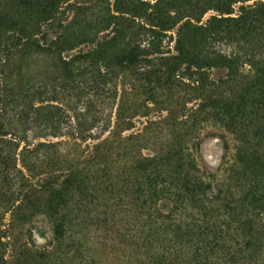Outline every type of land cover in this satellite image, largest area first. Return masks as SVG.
<instances>
[{"label":"trees","instance_id":"16d2710c","mask_svg":"<svg viewBox=\"0 0 264 264\" xmlns=\"http://www.w3.org/2000/svg\"><path fill=\"white\" fill-rule=\"evenodd\" d=\"M76 1L0 0V264H264V0Z\"/></svg>","mask_w":264,"mask_h":264},{"label":"rangeland","instance_id":"374dc122","mask_svg":"<svg viewBox=\"0 0 264 264\" xmlns=\"http://www.w3.org/2000/svg\"><path fill=\"white\" fill-rule=\"evenodd\" d=\"M150 3H155L156 0H143ZM75 3H96V0H77ZM235 6V14H238V7ZM216 13L211 11L203 19L206 22L212 15ZM69 17H72L70 14ZM169 39L166 38V42ZM173 47V43L171 44ZM223 50L229 53L230 47H224ZM222 76V72L213 71L212 77L218 78ZM140 128L141 126L138 125ZM31 134H29L30 139ZM200 149L196 153L197 165L201 173L213 184H217L225 177L224 172L226 165L232 160L237 142L231 134L226 130L220 128L209 127L206 128L200 135ZM160 207L164 212H168L173 207V202L170 198L164 199L160 202ZM33 235L37 245L42 246L48 243L52 237L50 226L43 221L39 220L34 228Z\"/></svg>","mask_w":264,"mask_h":264}]
</instances>
